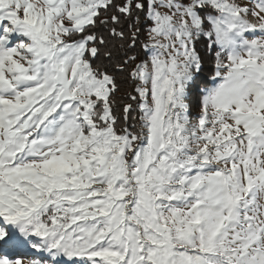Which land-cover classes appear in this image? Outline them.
<instances>
[{
	"label": "snow or ice",
	"instance_id": "6c2138e0",
	"mask_svg": "<svg viewBox=\"0 0 264 264\" xmlns=\"http://www.w3.org/2000/svg\"><path fill=\"white\" fill-rule=\"evenodd\" d=\"M0 264H264V0H0Z\"/></svg>",
	"mask_w": 264,
	"mask_h": 264
},
{
	"label": "trees",
	"instance_id": "16d2710c",
	"mask_svg": "<svg viewBox=\"0 0 264 264\" xmlns=\"http://www.w3.org/2000/svg\"><path fill=\"white\" fill-rule=\"evenodd\" d=\"M147 27H148L147 24H145V25L143 26L142 34H141L140 37H139L140 43L145 42L146 39H147V33H146ZM133 54L139 56L140 59H145V58H147V56L145 55V50H143L142 48H140V47H139V44H138L137 49L135 50V52H134ZM204 58H205V59H204V62L209 63V62L211 61V63L207 66V68L210 69L209 72H208V73H205V74L203 75V77H201V78L198 80V84H199V86H200V89H202V88L204 87V84H205L208 80H210V77H211V75H212L213 72H214V64H212V61H213V60L211 59L210 55H205ZM200 74H201V73H200ZM120 82H121V89H122V91H121V93H118V98H119L120 96H122V95L124 94V92H126V91H127V92H130V91L132 90V84H131V81H129V80L126 79V74H124V75L121 76ZM194 89H195V88H194ZM128 102H130V101H128ZM133 115H135V113H134Z\"/></svg>",
	"mask_w": 264,
	"mask_h": 264
},
{
	"label": "rangeland",
	"instance_id": "374dc122",
	"mask_svg": "<svg viewBox=\"0 0 264 264\" xmlns=\"http://www.w3.org/2000/svg\"><path fill=\"white\" fill-rule=\"evenodd\" d=\"M197 47H198V49L201 51L202 56L209 55L208 53L205 52V50H204V44H203V43L198 44ZM210 63H211V61H210L209 63L204 62V68H203V71L201 72V74L199 75V79H200L201 77H203V75H204L205 73H208V72H209L210 69L207 68V66H208ZM212 64H214V61H212ZM199 79H198V80H199ZM202 90H203V88L200 89L199 91H198L197 89H193V91H192V101H193V102H195V101L199 98L200 91H202ZM197 111H198V109L195 108V106H194V108H193V115H195Z\"/></svg>",
	"mask_w": 264,
	"mask_h": 264
}]
</instances>
